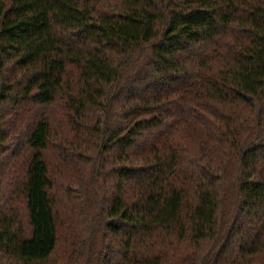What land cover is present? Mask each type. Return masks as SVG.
<instances>
[{
  "label": "trees",
  "instance_id": "16d2710c",
  "mask_svg": "<svg viewBox=\"0 0 264 264\" xmlns=\"http://www.w3.org/2000/svg\"><path fill=\"white\" fill-rule=\"evenodd\" d=\"M0 264H264V0H0Z\"/></svg>",
  "mask_w": 264,
  "mask_h": 264
}]
</instances>
